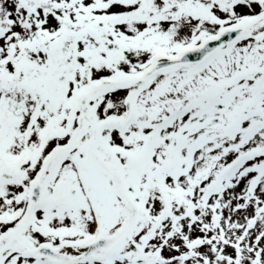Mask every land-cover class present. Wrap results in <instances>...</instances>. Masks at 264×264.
Returning <instances> with one entry per match:
<instances>
[{"label":"snow or ice","instance_id":"snow-or-ice-1","mask_svg":"<svg viewBox=\"0 0 264 264\" xmlns=\"http://www.w3.org/2000/svg\"><path fill=\"white\" fill-rule=\"evenodd\" d=\"M0 264H264V0H0Z\"/></svg>","mask_w":264,"mask_h":264}]
</instances>
